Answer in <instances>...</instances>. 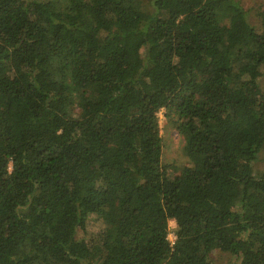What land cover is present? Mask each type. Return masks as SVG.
<instances>
[{
  "label": "trees",
  "instance_id": "obj_1",
  "mask_svg": "<svg viewBox=\"0 0 264 264\" xmlns=\"http://www.w3.org/2000/svg\"><path fill=\"white\" fill-rule=\"evenodd\" d=\"M256 15L259 29L237 0H0V264H213L215 250L264 264ZM163 110L186 143L175 177Z\"/></svg>",
  "mask_w": 264,
  "mask_h": 264
},
{
  "label": "rangeland",
  "instance_id": "obj_2",
  "mask_svg": "<svg viewBox=\"0 0 264 264\" xmlns=\"http://www.w3.org/2000/svg\"><path fill=\"white\" fill-rule=\"evenodd\" d=\"M240 1L245 10L249 13V20L252 25L256 28H260V22L256 15V11L260 8H264V0H237ZM261 87L264 92V71L261 78ZM166 111L163 110L159 114L160 119V129L161 135L163 138V156L162 163L165 167L168 168L170 175L175 177L179 174L180 170L188 166L189 160L187 157L186 143L184 138L178 133L173 124L167 120L165 115ZM262 154L257 163L255 164L256 173H260L264 170V162ZM95 221H90L87 231L88 234L81 233L80 237H85L87 241L89 237L96 234L100 229V224L95 223ZM176 230V223L174 221L170 222V241H175L176 236L174 231ZM211 260L213 264H238L236 258L228 252H223L220 250H215L211 253Z\"/></svg>",
  "mask_w": 264,
  "mask_h": 264
},
{
  "label": "built area",
  "instance_id": "obj_3",
  "mask_svg": "<svg viewBox=\"0 0 264 264\" xmlns=\"http://www.w3.org/2000/svg\"><path fill=\"white\" fill-rule=\"evenodd\" d=\"M172 242V241H171ZM175 241L172 242V244H174Z\"/></svg>",
  "mask_w": 264,
  "mask_h": 264
}]
</instances>
